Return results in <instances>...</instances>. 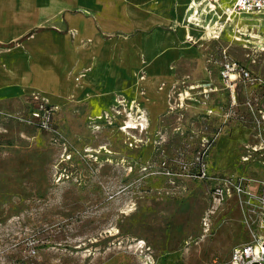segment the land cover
I'll return each mask as SVG.
<instances>
[{
	"label": "rangeland",
	"instance_id": "374dc122",
	"mask_svg": "<svg viewBox=\"0 0 264 264\" xmlns=\"http://www.w3.org/2000/svg\"><path fill=\"white\" fill-rule=\"evenodd\" d=\"M236 18L198 32L194 63L158 88L167 108L141 91L55 106L42 127L33 98L0 103V264L225 263L264 235V12ZM225 178L246 184L214 208Z\"/></svg>",
	"mask_w": 264,
	"mask_h": 264
},
{
	"label": "crops",
	"instance_id": "0c3cea01",
	"mask_svg": "<svg viewBox=\"0 0 264 264\" xmlns=\"http://www.w3.org/2000/svg\"><path fill=\"white\" fill-rule=\"evenodd\" d=\"M232 2L0 0V103L37 95L59 107L116 100L126 106L144 91L160 94L155 108H167L159 86L187 72L199 52L198 32L209 35ZM209 4L215 12L202 10Z\"/></svg>",
	"mask_w": 264,
	"mask_h": 264
},
{
	"label": "built area",
	"instance_id": "2783aa9c",
	"mask_svg": "<svg viewBox=\"0 0 264 264\" xmlns=\"http://www.w3.org/2000/svg\"><path fill=\"white\" fill-rule=\"evenodd\" d=\"M205 1V0H201ZM197 2L194 1L192 8L194 9L193 15L195 16L194 21L199 23L200 20L197 18L199 10L196 8ZM216 6L214 4H209L207 8H203L206 12H215ZM245 12H264V0H233L231 5H227L223 11L226 16L223 21L217 19L209 27L210 36L213 38H218L225 27L226 22L231 19L232 16L236 14H241ZM192 17V15H191ZM208 24L206 25V27ZM237 70V63L234 61H224L221 69V77L225 84L229 85L231 88L234 86V79H232V74ZM241 75L249 77V71L242 69ZM232 84V85H231ZM33 99L37 102L35 108L31 111V116L38 119V122L42 127H49L51 124V119L54 115L55 106L45 102L43 99L35 95ZM258 121H264V108H260L258 111ZM4 117V111L0 109V121ZM142 119V115H140ZM202 176H207V171L205 167H202ZM246 184L243 178H225V180L217 182L212 190V205L214 208L221 205L227 196L230 194L232 187L241 189L242 185ZM261 200L264 203V194L261 196ZM211 264H264V235L256 238L252 242L245 244L236 245L233 250L229 261L225 263H219L217 261Z\"/></svg>",
	"mask_w": 264,
	"mask_h": 264
},
{
	"label": "bare ground",
	"instance_id": "6f19581e",
	"mask_svg": "<svg viewBox=\"0 0 264 264\" xmlns=\"http://www.w3.org/2000/svg\"><path fill=\"white\" fill-rule=\"evenodd\" d=\"M232 79L233 78H235L236 77V74H232ZM187 94H189V92L187 91ZM144 116V115H143ZM127 123H128V125H127V127H130L131 125H134V124H142L143 126H145V122H142V121H136V120H134V119H130V120H128L127 121Z\"/></svg>",
	"mask_w": 264,
	"mask_h": 264
}]
</instances>
